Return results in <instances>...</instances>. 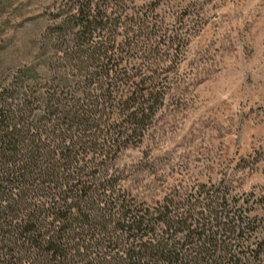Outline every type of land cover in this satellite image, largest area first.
I'll use <instances>...</instances> for the list:
<instances>
[{
  "label": "trees",
  "instance_id": "16d2710c",
  "mask_svg": "<svg viewBox=\"0 0 264 264\" xmlns=\"http://www.w3.org/2000/svg\"><path fill=\"white\" fill-rule=\"evenodd\" d=\"M69 1L38 62L0 80V264H264L263 231L250 236L224 193L174 202L126 188L120 157L163 97L129 73L134 42L116 31L137 27L144 60L178 37L122 18L124 0Z\"/></svg>",
  "mask_w": 264,
  "mask_h": 264
},
{
  "label": "rangeland",
  "instance_id": "374dc122",
  "mask_svg": "<svg viewBox=\"0 0 264 264\" xmlns=\"http://www.w3.org/2000/svg\"><path fill=\"white\" fill-rule=\"evenodd\" d=\"M68 3L0 0V80L38 62L47 28ZM123 4L122 18L146 19L156 33L178 37L144 60L137 27L116 31L118 42L137 45L122 52L129 73L152 77L163 97L141 145L120 157L126 188L174 202L224 193L251 221L249 235L264 233V0Z\"/></svg>",
  "mask_w": 264,
  "mask_h": 264
}]
</instances>
